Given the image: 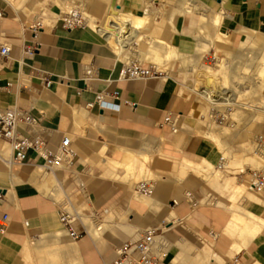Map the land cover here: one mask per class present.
<instances>
[{
    "label": "crops",
    "instance_id": "0c3cea01",
    "mask_svg": "<svg viewBox=\"0 0 264 264\" xmlns=\"http://www.w3.org/2000/svg\"><path fill=\"white\" fill-rule=\"evenodd\" d=\"M146 1L156 2L84 0L82 8L94 23V19L98 22L107 20L110 8L120 14L143 17L148 10L145 8L144 11ZM166 1L171 2L170 18L176 16L172 31H166L163 26L165 18L154 17L151 10H148L152 17L149 28L152 35L157 36L155 41L166 42L170 46L171 64L181 58L187 59L185 53L192 55L193 70L189 69V73L193 74L196 68L207 67L198 63L201 53L210 48L206 36L214 43V33L218 32L225 35L231 44L244 46L251 42L249 33L264 36V0H192L199 2L196 4L202 8L200 6L196 13L184 15H181L182 0ZM69 3V0H0V41L11 48L9 57L0 59V109L19 108L40 118L53 143L62 136L58 127L65 128V136L70 138L76 154L72 173L77 171L78 163L89 164L97 169L100 179L111 182L118 192L115 200L103 209V214L108 219L118 217L124 221L118 224L124 237L137 240L142 229H162L161 222L165 221L167 225L160 241L166 244L167 256L161 264H264V229L251 235L247 228L249 215L264 220V198L257 196L253 189L249 190L251 184L247 187L246 178L241 176L230 174L215 179L216 175L211 173L205 175L177 166L186 160L195 166L206 164L211 168L219 158L215 153V142L203 136L209 129L204 125L200 128L194 117L200 114L202 107L196 112L194 106L183 102V87L169 75L155 79L120 80L118 73L123 58L129 61V56L119 53L114 43L109 38H102L91 25L88 26L90 29H63L58 21ZM26 9L34 12L31 14L35 16L27 14ZM214 14L222 17L215 25L217 28L211 23ZM41 17L44 25L41 24L40 31L33 38L26 28ZM205 24L207 29H203ZM201 28L206 31L205 37L200 36ZM30 42L38 44V50L32 56L24 54ZM108 43L113 44L114 49ZM164 53L169 54L166 50L158 52L160 61H164ZM89 64L97 66L99 78L85 87L83 71ZM154 67L158 71L157 66ZM164 67L165 64L162 65ZM188 89L197 95L193 88ZM112 92L116 93L114 99L111 98ZM97 94L118 104V111L99 110L95 105L92 109L87 108L86 104L93 102ZM193 102H196L195 97ZM173 112L179 114L178 127L172 132L174 135L170 139L157 138L155 141L158 145L156 150L170 160L169 175L177 178L179 185L176 181L163 180L150 199L142 200L134 192L137 183L132 185V178L140 173L157 175L149 166L151 158L148 152L127 149L121 160H115L105 154L104 143L86 136L91 130L101 132V125L118 132L130 128L158 127L162 130L159 125L164 116ZM185 117L194 120L185 121ZM214 131L220 142L216 144L225 146L223 142L228 135L222 133V129L212 133ZM7 148L8 154L4 157L3 152ZM10 154L9 146L0 142V218L4 214L8 216L7 227L0 231V264L110 263L114 259L112 235L108 231L101 232L100 227L95 232H88L75 244H66L57 207V199L61 195L66 196L58 178L59 172L66 169L50 174L36 166L8 164L4 161L9 160ZM126 156L132 158L131 163L124 161ZM246 156L233 154L231 163L239 164ZM145 158L147 161L143 163ZM207 183L215 187L225 201L213 203L212 206L218 207L215 211L201 209L194 212L188 196L195 198L196 205L202 191L207 190ZM78 184L84 186L82 182ZM89 195L100 201L104 191L90 185ZM171 202L176 204L172 206ZM162 207L165 216L161 213ZM76 209L79 211L82 207L77 206ZM236 215L244 223L241 224L243 227L239 226L241 232L233 227V216ZM127 217L130 220L125 223ZM244 218H247L246 222ZM212 228L219 232L217 238L213 245H205V238L214 232ZM100 236L106 237L105 243H100Z\"/></svg>",
    "mask_w": 264,
    "mask_h": 264
},
{
    "label": "rangeland",
    "instance_id": "374dc122",
    "mask_svg": "<svg viewBox=\"0 0 264 264\" xmlns=\"http://www.w3.org/2000/svg\"><path fill=\"white\" fill-rule=\"evenodd\" d=\"M9 1H11V0H9ZM69 1H70V3L64 12H68V11L72 10L74 7H78L81 9L84 5V0H69ZM155 3H157V4L155 5ZM145 8H148L149 10H151V12L154 16H163L165 18L164 24H163V26L165 25V30L169 31V32L172 31V25L175 22L176 16H175V18L174 17L170 18L169 14H170L171 2H167L166 0H156V2L146 1L145 5H144V9ZM37 10H39V9H37ZM25 11L27 14L34 13L32 11L31 12L28 11L27 9ZM32 16H35V14H33ZM184 19L186 21L188 20L186 17ZM40 20L42 21V23L44 22L43 17H41ZM89 20H90V17H89ZM102 23H103V19L98 22L99 25H101ZM43 25H44V23H43ZM138 28H142V27H138ZM191 30H192V28H191ZM142 34L144 35L145 39L143 38L144 40H142V42L139 46H136L135 48L133 47V49L131 48V52H130L131 54L129 55V61L128 60L126 61V58H123V60L125 61V62L123 61V63L127 64L130 61H137L144 67H152V68H155L152 64H154V65L156 64L157 68L159 69V70L157 69L158 72H160L163 77L166 75H169L174 80H176L177 84H180V86L183 87L182 95H181L182 101L186 102L188 105L190 104V105L194 106L196 112H199L200 107H202L200 114L194 115L196 122L200 125V128H202L203 125L205 126L207 124V125H210V129L216 130V131H218L219 129H222L221 132L228 135L226 137V141L224 142L225 146H219V145L215 144L216 145L215 146V148H216L215 153L218 154L219 158L216 161V163L211 166L210 171H208V174L211 173L212 175H217L219 178L227 177L230 174L234 175V176L237 175V177L241 176L244 179L246 178V184L248 187V184H251L250 183L251 172L252 171H259L261 168H263L264 165L254 167L253 164H251L249 161H245L244 159H242V161H241L242 164L240 162H239V164H232L231 163V156L233 154H237L238 157H243L245 155H248V153L251 152V149L254 148L255 138H257V137L264 138V124L259 123V122L257 123V120L255 121V119L253 121V119H252L253 114H251L252 112L248 111V109H247L248 108L247 105L251 104V103H248V102H250L249 96L251 93L249 90L250 89L249 80L253 79L252 75L256 73V65H257L256 62L257 61H252V60L246 61V59H244L245 56L243 55V56H241V58L239 60H237L235 63H233L231 61V59H232L231 57H232V55L236 49L235 44H233L231 47L228 48L231 51L226 50V49L220 47L218 44H215V43L211 44L210 38L208 36H206V31L203 30L202 35L200 34V36H204V37L206 36V39L210 42L209 50L203 51L200 55V59L198 60V63L201 66H207V67H211V68L214 67L215 68L216 66H219L221 62H223V61L225 62V60L227 62L233 63V64L230 63L231 66H230L229 70L228 69L222 70L215 77H213L215 79L214 82L216 83V85H220L223 82H225L224 83V84H226L225 86L229 85L228 87H230L235 82V84H237V83L239 84L238 85L239 90H242L243 88L245 89V87L247 89V87L249 86L247 89L248 93L246 94V97L244 98V99H247L248 102L244 99L239 100V102H240L239 105L242 106L243 108L246 106L245 107L246 110L236 109L235 107H228V108H231L232 110L229 112V116L227 117V120L225 121V123L219 125L218 123L214 122L213 119L211 118L210 108H212V106L208 103H207L208 105H206L205 102L203 103V100H200L197 97V95L193 94V92H191L188 89V88L192 87V83L194 81V79H193L194 74H192L191 72L189 73V71H188L189 69H190V71H191V69L193 70L192 63H193L194 58L190 57L192 55L190 53H185L186 54L185 56L187 57V59L181 58L179 60H176V62L174 64L168 63L170 61V58L168 55H166L164 61L163 60L162 61H153L152 59H150L149 54L145 53L146 52L145 49H147L146 48L148 46L147 43H149L150 40L157 39V36L152 35V33L149 29V25L143 27ZM235 42H237V40H235ZM164 43L166 44V42H164ZM108 44L111 48L114 49V47L112 46L113 44H110V43H108ZM214 44H215V46H214ZM216 45H218V46L216 47ZM162 47L165 48L166 51L170 50V46H168L167 44H166V47H165V45H162ZM218 49H219V51H218ZM220 51H222V52H220ZM212 52L216 55L218 60L214 65L213 64L206 65L204 63L203 58L206 55L208 56ZM229 52H231V53H229ZM220 53H224V54L228 53L227 55L231 54V56H227L226 54L222 55ZM246 62H248V63H246ZM163 64H165L164 68H162ZM168 64L170 66L169 68H168ZM242 64H244V65H242ZM248 65H249V67H248ZM244 66L246 68H245V71L243 72ZM230 70H231V72H230ZM195 71L196 70H194V72ZM224 72H225V77H224ZM241 73H244L245 75H242V76L246 77L247 79H245V78H244L245 80L241 79V82H239V81H237V79H238L237 76L240 75L239 77H242ZM222 74H223V76H222ZM233 74L234 75L238 74L236 76L237 78L232 77ZM200 79H204L203 76H201ZM205 79H206V81H209L208 79H210V78H209V76H206ZM210 84H211V82H210ZM243 86H245V87H243ZM237 90H234V92ZM255 92H256L255 94H257V95H260V94L264 95V89L263 90H255ZM194 97H195V100L197 103L193 102ZM203 105H205V106H203ZM171 114L174 118L178 119V115H179L178 113L173 112ZM205 118H207V120ZM184 119H185V121L194 120L193 118L191 119L188 117H185ZM101 127H102L101 132H97L96 130H93V131L91 130V132L89 134H87L86 137H87V139L94 140V141L99 142V143H104L106 146L105 154L108 157L115 159V160H121L127 149L134 150L137 152L143 151V150L148 152V154L151 158L149 166L151 167V169L153 171H155L157 173V175L154 176V175H151V173H148V174H150V176H149L148 174L142 175L140 173L139 175L132 178V185H135L136 183H138L141 180H148V181L153 182L155 185V189L160 185V182L163 180L176 181L177 185H179L177 178L169 175L168 171L171 168L170 160L165 158L161 153H159L157 151L158 145L155 141V140H157V138H160L161 140L170 139L172 137V135H174V134H172V132L167 131V130H160V129H158V127H155L153 129H143V128H141V129H138V128L133 129L132 128L131 129L130 128V129L124 130L123 132H118L116 130H110L103 125H101ZM58 128L61 132V135H65V131H66L65 128L64 129L60 128V127H58ZM177 132H178V130H177ZM232 140H234V141L232 142ZM4 151H6V152L5 153L3 152V156L6 157L8 154V148ZM145 161H147V158H145ZM219 162H221L223 164L222 169L217 168V165ZM44 173H46V172H44ZM58 178L60 180L59 181L60 185L62 186V188L64 190V194L71 199L74 206H76V207L81 206L82 207V209H80L79 211L82 215H84L83 216L84 220H82V221L87 225V229H88L89 233L91 231L95 232V229L97 227H100L99 229L101 232L108 231L112 235V236H110V238H112V240H113L111 243L112 247H113V251H114V245L115 244L125 242V241H130V239L128 237H124L122 235V229L118 226V224L124 223V221L122 222V220L118 217H113V219H108V218H106L105 214H103V209H105L108 205H110V203L112 201H114L115 198L119 194L115 190V188L113 187L111 182H109L107 180L100 179V175H99L96 168H94V167L91 168V166L89 164L82 165L81 163H78V168H77V171L75 172V174L72 173V169L71 170H69V169L62 170L61 172H59ZM78 182H82L84 184V190H85L84 193H77V191H79L77 188ZM90 185L91 186L96 185L97 187H100L102 191H104V195L100 201H96L92 196L89 195ZM206 187H207L206 188L207 190L202 191L203 192L202 197L198 198V200H200V202H198L195 205V201H196L195 198L190 200L191 205H192L191 206L192 211L198 212L201 209H208L210 211H215L216 209H218V207L212 206L213 203L220 202L222 200L225 201L224 196L215 187H213L211 184L207 183ZM86 194H87V196H85ZM255 194L257 196L259 195V197H261V198H264V191L261 193H255ZM205 195H209V197L206 198ZM87 197H88V199H87ZM151 197H149V198L142 197V200H148ZM57 200H58L57 202L63 201L64 200L63 195H61ZM84 203H85V205H84ZM171 205L172 206L174 205L173 202H171ZM262 212H263L262 217H264V209H262ZM161 213L164 214V216H165L164 207L161 208ZM88 215H92L94 219H89L87 217ZM134 215L135 214H132V217H134ZM129 220H130V218L127 217L125 219V223H128ZM147 229H149V228H147ZM147 229H142L140 231L138 237H140L141 234ZM212 231H214L212 233V235L205 238V240H204L205 245L206 244H209V245L214 244V240L217 238V235L219 232L215 228H212ZM65 239H66V244H75L74 241L69 240L66 235H65ZM99 241L102 244L105 243L106 237L100 236Z\"/></svg>",
    "mask_w": 264,
    "mask_h": 264
},
{
    "label": "built area",
    "instance_id": "2783aa9c",
    "mask_svg": "<svg viewBox=\"0 0 264 264\" xmlns=\"http://www.w3.org/2000/svg\"><path fill=\"white\" fill-rule=\"evenodd\" d=\"M88 14L83 8L73 9L63 12L59 18L60 26L65 30L86 29L88 28ZM42 21L35 19L26 30L33 36L40 31ZM95 29L98 21L94 20ZM115 34L121 37L124 31L115 30ZM109 35V34H104ZM38 50V44L30 42L26 45L24 54L32 56ZM11 48L0 41V59L9 57ZM206 65L215 64L218 60L212 52L204 58ZM162 74L152 67H144L137 61L123 63L118 77L120 80H145L155 79ZM99 78L98 68L94 64H89L84 68L83 81L85 87L87 83L96 81ZM115 92L111 93L114 99ZM218 98V97H217ZM93 105L99 110L118 111L119 105L107 100L101 94H97L93 102L86 104V107L92 109ZM230 108L214 107L210 108L211 118L219 125L225 123L229 116ZM177 119L172 114L164 116L159 127L162 130L170 132L176 131ZM0 142L7 144L10 148V159L6 163L29 165L39 167L46 173H56L59 169H69L74 167L76 154L72 149V142L62 135L57 143H53L49 137V130L41 123V119L30 115L23 109L3 108L0 109ZM254 153L264 160V138L257 137L254 141ZM251 188L255 193L264 191V166L259 171H252ZM79 193H84V186L78 184ZM155 185L151 181H140L134 187V191L141 197L149 198L153 195ZM1 197V196H0ZM189 200L191 196H188ZM175 205L176 203L173 202ZM59 223L71 241H78L88 235L87 225L82 221L83 216L76 209L68 196L64 200L57 202ZM94 219L92 215L87 216ZM8 216L4 214L0 218V231L3 232L7 227ZM167 223L161 222V228L147 229L141 236L134 241H125L115 246L114 259L108 264H161L166 258V244L160 241V235L164 232Z\"/></svg>",
    "mask_w": 264,
    "mask_h": 264
},
{
    "label": "bare ground",
    "instance_id": "6f19581e",
    "mask_svg": "<svg viewBox=\"0 0 264 264\" xmlns=\"http://www.w3.org/2000/svg\"><path fill=\"white\" fill-rule=\"evenodd\" d=\"M193 1L192 0H182V13H181V15L191 14L193 12L196 13V11L198 9L202 8L201 5H197V4H199V2L198 3L196 2L197 3L196 4ZM74 9H77V8H74ZM148 10H146L145 16L143 15V17H135V16H131L129 14H120L116 10H114L113 8H110L107 20H103V23H102L103 25L101 24L102 26H97L99 28L98 30L95 29L96 26L93 23L92 18H90V20L88 21V26L91 25L92 28L95 30V32L98 33L102 38H104V39L109 38L114 43V45L116 46V48L118 49L119 53H121L123 56H126V55L129 56L128 53H129V51H131V48L133 49V47L135 48L136 46H139L141 44L142 40L145 39L144 35L142 34L143 27L148 26V25L150 27V24H151V21H152V17L150 15L151 12L149 13ZM202 10H205V9H202ZM144 11H145V9H144ZM144 11H143V13H144ZM198 14L200 15V13H198ZM210 15H211V13H210ZM214 15H215L214 16L215 20L212 19L213 22H211V23H213L214 27H216L215 25L219 24L220 19L222 17H220L219 15L217 16L216 14H214ZM208 18H209V15H208ZM88 19H89V17H88ZM201 21L203 22L204 19H201ZM207 22H210V21H207ZM206 25L207 24L204 25L203 29H207L208 28V27L205 28ZM138 27H142V28H138ZM211 27L213 28V26H211ZM88 29H90V28L88 27ZM197 29L198 28H196V30ZM203 29H202V31H203ZM115 30L124 31V34L121 37H118L115 34ZM216 30H214L213 33ZM199 31L200 30H198V32L197 31L196 32L199 33ZM202 33H201V35H202ZM104 34H109V35H104ZM214 35H215L214 36L215 37V40H214L215 44H218L220 47H222V48H224L226 50H230L228 48L231 47L233 44H231L229 42V39L225 35L218 34V32L216 34L214 33ZM196 36H199V35L197 34ZM249 36L251 37V42H250L249 45L244 46V45L239 44V43L235 44L236 49H235L234 53L232 52L233 55L231 57L232 58L231 61L233 63H235L243 55L245 56L244 59H246V61L247 60L257 61L256 62L257 63V65H256V73L252 75L253 79L249 80V83H250V89L249 90L251 92L250 96H249L250 102H248L247 99H244L246 97V94L248 93L247 89H248L249 86L247 87V89H246L245 86H243V87H245V89L243 88L242 90H239V87H238L239 84L238 83L235 84V82L230 87H228L229 85L225 86L226 85V84H224L225 82H223L220 85H216V83L214 82L215 79L213 77H215L222 70H227V69L229 70L231 64H233L231 62H227L226 60H225V62L224 61L221 62L220 65L216 66L215 68L214 67L213 68L204 67V68H198V69L196 68V71L193 73L194 74V78H193L194 81L192 83V87L191 88H193V91H195V93L197 94V97L200 100H203V103L205 102L206 105L210 104L212 106V108L221 106V107H226V108L227 107H235L236 109L246 110V108H245L246 106L243 108L242 106L239 105L240 104L239 100L244 99L248 103H251L250 105H247V107H248L247 109H248V111L252 112L251 114H253V116H252L253 121L255 119V121L257 120V123L259 122V123H263L264 124V98L261 95L255 94L256 93L255 90H261L264 87V36L259 35V34H255V33H249ZM210 39H211V41H213L212 38H210ZM211 44H213V43H211ZM215 44H214V46H215ZM147 45H148L146 47L147 49H145V50H146V52L149 55L152 56V57L150 56L152 58V60L153 61H160L158 52L162 50V53H163V51H165V48L162 47V45H165V44L161 43L160 41L150 40V42L147 43ZM218 45H216V47ZM165 47H166V45H165ZM200 47H201V45H200ZM218 51H219V49H218ZM220 52H222V51H220ZM168 53H169L168 54L169 58L170 57L173 58L171 56L170 50L168 51ZM229 53H231V52H229ZM220 54L225 55L226 53L225 54L224 53H220ZM164 55H165V53H164ZM227 56H231V54H229ZM165 57H166V55H165ZM171 62H173V61H169L168 63L171 64ZM246 63H248V62H246ZM169 64H168V68L170 67ZM242 65H244V64H242ZM248 67H249V65H248ZM245 68L246 67L244 66L243 72L245 71ZM230 72H231V70H230ZM237 75L233 74L232 77H235V78L238 77L237 81H239V82H241V79H243V80L247 79L246 77L242 76V75H245L244 73H241L242 77H239L240 75H238V76ZM201 76H203L204 79H200ZM206 76H209V78H210V79H208L209 81H206V79H205ZM222 76H223V74H222ZM224 77H225V72H224ZM210 82H211V84H210ZM234 90H237V91L234 92ZM203 106H205V105H203ZM205 119L207 120V118H205ZM204 127H206V129L208 128L209 130L204 132L203 136H205L209 140L210 139L213 140L215 142V144L216 143L218 144V142H219L218 134H216L215 132H214L215 134L212 133L213 130L209 128L210 125L206 124ZM202 131H204V130H202ZM68 139L70 140L69 137H68ZM233 141L234 140H232V142ZM223 143H222V145H223ZM219 145H221V144H219ZM131 159L132 158L130 156H126L124 158V161L126 163H131L132 162ZM137 160H139V159H137ZM245 161H249L251 164L254 165V167L255 166L264 165V160L254 153V148L251 149V152H249L248 155L245 157ZM144 162H146V161L143 159V163ZM140 163H142V161ZM8 164H12V163H8ZM173 164H175V163H173ZM179 164L180 165H177V166H179L180 168L187 169V170L191 169V170H194V171H200V172H202V174H205V175L208 174L207 170L210 168L206 164H205V166H195L194 164H192L191 162H188L186 160H182ZM217 168L218 169H222L223 168V164L221 162H219L218 165H217ZM46 175L50 177V178H48L49 180H52L51 179L52 177L50 175H48V174H46ZM148 175L150 176V174H148ZM151 175H152V172H151ZM214 178L217 179L218 176L216 175ZM249 190H252L251 186L249 187ZM240 219H242V218H240ZM240 219H239L238 215H236V217L233 216V222H234L233 223V227L234 228H238L239 231H240V229H239L240 227L239 226L241 224L242 225L244 224V223H242L243 221H241ZM244 219H245V222H246L247 218H244ZM248 219L250 221H247V228L251 231L250 232L248 230L249 234L254 235L257 231H260L261 229H264V220L263 219L255 217V216H251V215L248 216ZM241 234H243V232Z\"/></svg>",
    "mask_w": 264,
    "mask_h": 264
}]
</instances>
